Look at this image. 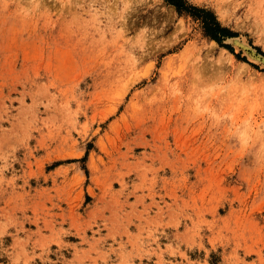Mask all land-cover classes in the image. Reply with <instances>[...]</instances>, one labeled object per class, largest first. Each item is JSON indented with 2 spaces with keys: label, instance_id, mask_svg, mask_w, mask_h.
Here are the masks:
<instances>
[{
  "label": "rangeland",
  "instance_id": "obj_1",
  "mask_svg": "<svg viewBox=\"0 0 264 264\" xmlns=\"http://www.w3.org/2000/svg\"><path fill=\"white\" fill-rule=\"evenodd\" d=\"M187 2L0 0V264H264V0Z\"/></svg>",
  "mask_w": 264,
  "mask_h": 264
},
{
  "label": "trees",
  "instance_id": "obj_2",
  "mask_svg": "<svg viewBox=\"0 0 264 264\" xmlns=\"http://www.w3.org/2000/svg\"><path fill=\"white\" fill-rule=\"evenodd\" d=\"M167 1L176 6L179 10L189 12L193 16L201 19L206 33L215 41L221 42L223 37L234 36V34H232L227 28H224L220 25L212 12L191 5L187 2V0ZM228 48L232 50L229 46Z\"/></svg>",
  "mask_w": 264,
  "mask_h": 264
},
{
  "label": "bare ground",
  "instance_id": "obj_3",
  "mask_svg": "<svg viewBox=\"0 0 264 264\" xmlns=\"http://www.w3.org/2000/svg\"><path fill=\"white\" fill-rule=\"evenodd\" d=\"M75 1H76V4H79V3L82 4L81 5V9L84 12H86V13L88 12V10H85V7L91 8V7L95 6V5L100 6L101 8H103V10L110 9L109 11H112V12L117 11V9H119V7L122 6L123 9H125V11H126L127 10V7H130L131 6V3H134L135 2V0H75ZM114 14H115V12H114ZM111 15H112V13H111ZM262 21H263V19H262ZM262 23H264V21ZM228 40L229 41H233L232 43H233L234 46L235 45H240V46L243 47V49H244V45L243 44H246V43H243V42L238 43L237 38H232V39L230 38ZM228 40H226V41H228ZM242 40H243V37H242ZM241 43H242V45H241ZM235 49H236V47H235ZM252 57L255 58L254 60L251 59L253 61H255L258 58L254 54H252ZM249 58H251V57L249 56ZM255 62H260L259 58Z\"/></svg>",
  "mask_w": 264,
  "mask_h": 264
}]
</instances>
